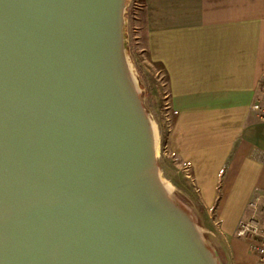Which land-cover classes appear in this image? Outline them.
<instances>
[{"label": "water", "instance_id": "water-1", "mask_svg": "<svg viewBox=\"0 0 264 264\" xmlns=\"http://www.w3.org/2000/svg\"><path fill=\"white\" fill-rule=\"evenodd\" d=\"M128 0H0V264H223L160 177Z\"/></svg>", "mask_w": 264, "mask_h": 264}, {"label": "crops", "instance_id": "crops-1", "mask_svg": "<svg viewBox=\"0 0 264 264\" xmlns=\"http://www.w3.org/2000/svg\"><path fill=\"white\" fill-rule=\"evenodd\" d=\"M141 1L143 51L167 80L169 151L197 214L249 264L236 234L256 201L264 228V123L250 109L264 80V0Z\"/></svg>", "mask_w": 264, "mask_h": 264}, {"label": "rangeland", "instance_id": "rangeland-1", "mask_svg": "<svg viewBox=\"0 0 264 264\" xmlns=\"http://www.w3.org/2000/svg\"><path fill=\"white\" fill-rule=\"evenodd\" d=\"M141 0H128L126 7V55L133 69L143 104L149 113L153 123L157 124L159 130V144L157 146V160L160 177L164 182L170 183L174 189L172 196L187 207L195 216L197 224L202 229V234L209 245L218 253L223 264H236L229 254L226 244L221 241L220 235L215 231L213 221L198 215L199 202L196 197H191L194 192L193 186H184L181 175L176 167V161L169 151L168 141L172 125L173 114L169 100L167 80L164 71L148 60L146 52L143 51V29L139 21V11L134 14L133 3L140 6ZM188 189H187V188ZM190 198V200L188 199ZM236 238L238 237L236 234ZM247 242V241H246ZM252 259L249 264H257L255 255L250 251Z\"/></svg>", "mask_w": 264, "mask_h": 264}, {"label": "built area", "instance_id": "built-area-1", "mask_svg": "<svg viewBox=\"0 0 264 264\" xmlns=\"http://www.w3.org/2000/svg\"><path fill=\"white\" fill-rule=\"evenodd\" d=\"M142 9V4L137 6L133 3L132 11L137 13V10ZM256 120L264 123V80L259 85V94L250 106ZM250 207L253 209V214L243 222L240 223L237 235L247 241L249 250L256 257L257 264H264V228L261 227L257 219V201L252 202Z\"/></svg>", "mask_w": 264, "mask_h": 264}, {"label": "bare ground", "instance_id": "bare-ground-1", "mask_svg": "<svg viewBox=\"0 0 264 264\" xmlns=\"http://www.w3.org/2000/svg\"><path fill=\"white\" fill-rule=\"evenodd\" d=\"M153 129H154V132H155V136H156V139H157V146H158L159 140H160V136H159V130H158V127H157L156 123H153ZM165 185H166L167 189L169 190V192L172 193L174 187L170 183H167V182H165ZM201 231H202V229H201ZM240 264H243V263L241 262Z\"/></svg>", "mask_w": 264, "mask_h": 264}]
</instances>
